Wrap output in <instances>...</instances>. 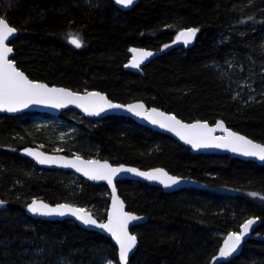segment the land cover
Instances as JSON below:
<instances>
[{
	"label": "trees",
	"instance_id": "16d2710c",
	"mask_svg": "<svg viewBox=\"0 0 264 264\" xmlns=\"http://www.w3.org/2000/svg\"><path fill=\"white\" fill-rule=\"evenodd\" d=\"M0 18L18 29L13 60L33 80L102 91L120 103L143 101L186 122L223 121L264 144V0H140L127 11L112 0H0ZM187 28L198 30L194 44L174 47ZM77 34L80 48L68 42ZM133 47L161 54L140 74L126 71ZM231 58L241 63L242 77H255L253 90L214 67L228 69ZM235 71L234 77L240 75ZM38 116L52 118L0 114V264H120L110 238L70 220L27 215L29 203L43 199L94 206L91 213L104 220L110 201L107 186L41 169L20 155L44 141L47 133L34 124ZM76 126L64 143L66 155L161 167L203 185L166 193L140 182L117 184L128 210L147 218L132 229L139 246L129 264H211L225 236L252 217L260 219L256 234L264 236V165L193 154L173 138L116 115H80ZM53 146L43 149L55 153ZM225 264H264V240H248Z\"/></svg>",
	"mask_w": 264,
	"mask_h": 264
},
{
	"label": "snow or ice",
	"instance_id": "6c2138e0",
	"mask_svg": "<svg viewBox=\"0 0 264 264\" xmlns=\"http://www.w3.org/2000/svg\"><path fill=\"white\" fill-rule=\"evenodd\" d=\"M115 3L127 8L134 3V0H115ZM15 31L14 26L9 25L5 19L0 18V111L16 112L21 108H26L29 104L43 103L51 104L52 107H62L66 103H75L77 100L84 99L63 88H49L43 83L33 82L23 72L17 70L14 63L9 60V54L13 49L5 43ZM197 31V29L181 31L178 39L183 37L184 43L187 44L195 36ZM68 42L76 48H80L83 45V40L78 34L70 35ZM131 51L138 52L141 58L139 61L134 62L131 65L132 67H139V63L142 62L143 58L152 55L151 52L143 50L132 49ZM89 95L104 100V97L100 96L99 93H90ZM79 106L84 107L85 112L89 115H98L100 111H103V107L93 111L84 105ZM107 106L113 108L120 107L119 105L111 103H108ZM143 107L142 104L130 106L129 111H134L137 108L143 109ZM140 114V112H136V115ZM152 114L163 117V120L167 121V123H164L153 119L152 123H159L160 127H167L169 131H176V134L185 143L191 144L193 148L224 147L234 152L239 151L245 156H255L260 160H264V146L255 144L242 136L229 132L230 140L226 137H211L210 134L216 131V128H209L206 123L182 124L175 116H164L163 113L157 112L156 109L151 110L150 115ZM217 128L225 130L222 122L217 124ZM28 154L35 156L40 163H46L50 160L48 157L41 158L42 154L34 153L31 150H29ZM76 159L79 160L80 158L77 157ZM81 163L83 162L81 161ZM64 166L76 167V164L72 161H66ZM76 170L83 171L84 175L89 179L106 180L110 185L113 183V177L118 172H133L136 175L144 176L150 180L163 176L166 177V180H160V182L165 187L179 183L175 177L168 176L166 172L159 169L155 172L145 173L139 172L136 169L111 168L107 164L101 165L95 161H88L85 167H76ZM113 192H115L114 188ZM118 204L119 206H117ZM29 211L43 216H63L66 213H70L84 224L95 225L106 230L111 233L119 245V259L121 264H126L128 254L136 244V237L130 235L128 232V224L130 221L139 219V217L125 213L122 203H119L115 198L113 212L110 214L107 223H97L83 208H74L68 205L50 207L43 202L33 201L29 207ZM254 223V219H249L242 225V231L239 234H230L227 237L224 247L220 249V257H227L235 251L242 236L249 231ZM108 264H111V262H108Z\"/></svg>",
	"mask_w": 264,
	"mask_h": 264
},
{
	"label": "water",
	"instance_id": "95a60500",
	"mask_svg": "<svg viewBox=\"0 0 264 264\" xmlns=\"http://www.w3.org/2000/svg\"><path fill=\"white\" fill-rule=\"evenodd\" d=\"M114 5L122 11H127L132 9L134 6H136L140 0H134V3L127 7L124 8L121 5H118L115 3V0H112ZM6 20V19H5ZM7 23H9L6 20ZM9 25H11L9 23ZM12 26V25H11ZM15 28V27H14ZM16 31L8 38V40L5 42L7 46L11 47L13 49V51L9 54V60H11L15 67L17 68V70L23 72L27 77L28 75L20 68H18L16 62L13 60V57L15 56V51H14V47L12 45V42L17 38L18 36V29L15 28ZM190 30V28L184 29L182 31H188ZM179 36V34H178ZM178 36L176 37L175 41H174V47L178 48V47H191L196 39V34L195 36L191 39V41L187 44L184 43V38L180 37L178 39ZM132 49H136V50H143V51H148L151 52L152 55L148 56L146 58H143L142 62L139 63V67H132L131 65L134 62L139 61L141 58L138 55V52H133L131 51ZM161 54V52L159 50H152V49H146V48H141V47H133L129 50V61L128 63L125 65V70L126 71H130V72H134V73H138L140 74L142 72V68H144V66H146L149 62H151L152 60H154L157 56H159ZM31 81L33 82H39V83H43L45 85H47L49 88H63L65 90L71 91L73 92L75 95L79 96V97H83L84 99L82 100H77L75 103H66L65 106L62 107H52L51 104H47V103H43V104H29L26 108H21L20 110L16 111V112H8V111H0V114L3 115H7L10 117H14L17 115H21L24 113H45L54 117H58L61 115L62 112L64 111H68V110H74L79 112L82 116L88 118V119H94V120H101L107 116L110 115H116V116H120V117H124V118H128L133 120L134 122H136L137 124L149 128L155 132H159L161 134L167 135L171 138H173L174 140H176L178 143H180L181 145L187 147L188 149L191 150V152L193 154H216V155H228L232 158H238L240 160L243 161H252L255 162L259 165H264V160H260L258 157L255 156H245L243 155L241 152L239 151H231L228 148H216V147H207V148H193L191 144L189 143H185L184 140H182L180 138V136H178L176 134V131H169L167 127H160L159 123H152V120H158L164 123H167V121L163 120V117L160 116H156L154 114H151V110L152 109H156L157 112L163 113L164 116H175L176 119H178L182 124H194V123H206L208 125L209 128H216V131L212 132L210 134L211 137H226L229 140L231 139V137H229V132L234 133L238 136H242L247 140H251L253 143L255 144H259L264 146V144L259 143L257 141H254L253 139L247 137L246 135H243L237 131H234L230 128H228L226 126V124L223 121H218L214 124H210L206 121H202V120H197V121H193V122H186L181 120L180 118H178L176 115H174L173 113L164 111L160 108H156V107H147L145 105L144 102L142 101H133V102H129V103H120V102H116L112 99H110L108 97V95L102 91H97V90H90V91H83V92H79V91H75L72 90L70 88H66L63 86H56V85H49L45 82L42 81H38V80H33L30 77H28ZM90 93H99L100 96L104 97V100H100L99 97H94V96H90ZM111 103L114 105H119L120 107L118 108H113V107H108L107 104ZM142 104L144 107L143 109H135L134 111H129L130 106H135V105H140ZM79 105H84L85 107H88L90 110H98L100 107H103V111H100L98 115H89L87 112H85L84 107H81ZM140 112V115H136V112ZM223 123V127L225 130H222L220 128H217V124L218 123ZM29 150H31L34 153H40L42 154L41 158L44 157H48L50 158L49 162L46 163H40L39 160L33 156V155H29L28 152ZM20 155L22 157H25L27 159H29L30 161H32L33 163H35L37 165V167L41 168V169H54V170H59V171H63V172H70L78 177L83 178L86 182L94 184V185H105L107 186L109 193H110V201H109V206H108V210H107V215L105 220H99L97 219L91 212L86 211L88 214L91 215L92 218H94L97 223H107L108 222V218L110 216V214L113 212V203H114V198L119 202L122 203L123 205V211L125 213L134 215L136 217H139V219L137 220H133L130 221L128 224V232L130 235H134L136 237V244L135 246L132 248V250L129 252L128 257H127V261L126 264H129L130 258L132 257V255L136 252V250L138 249L139 246V239L138 236L132 231V229L140 224H143L147 221V218L141 215H138L134 212H131L128 210L127 205L124 201V199L120 196L119 190H118V186L117 184L121 181H131V182H140V183H145L148 184L150 186H156V187H160L162 188L166 193H172L175 191H178L180 189L183 188H196L199 189L201 188L203 185L201 183H199L198 181L194 180V179H190V178H186V177H179V176H174L172 175L170 172H168L166 169L161 168V167H155V168H149V169H143L134 165H127V164H112L110 161L108 160H102V159H96V158H85L83 156L80 155H66L64 153H51V152H47L45 151L43 148L39 147V146H27L24 147L20 150ZM79 157L80 159L77 160L76 158ZM66 161H72L76 164V167H80L83 168L85 167V165H87L88 161H95L98 162L99 164L103 165V164H107L109 167L111 168H125V169H136L139 172H145V173H151V172H155L156 170H163L164 172H166L168 174V176H172L175 177L179 183L171 185L170 187H165L163 183L160 182V180H166V177H159L158 179H146L144 176H139L136 175L133 172H118L115 174V176L113 177V183L110 185L108 184V182L106 180H93V179H89L87 176L84 175L83 171H77L76 167H66L64 166ZM81 161L83 163H81ZM113 188L115 189V192H113ZM33 201H38V202H43L44 204L49 205L50 207H58L59 205H68L74 208H81L79 206L73 205L71 203H67V202H62V203H56V204H51L48 203L46 201H44L43 199H35ZM33 201L31 203H29L28 207H27V215L32 217L33 219H40V220H48V221H62V220H70L73 221L75 223H77L78 226H80L81 228L88 230V231H95L98 232L104 236H106L107 238H110L112 243L116 246L117 248V252H118V261L121 264V261L119 259V245L117 244L116 240L113 238V236L111 235V233L107 232L106 230L96 227L95 225H91V224H84L81 220H79L76 216L70 214V213H66L63 216H59V215H51V216H43V215H39L34 214L32 212L29 211V207L32 205ZM119 206V204L117 205ZM249 219H254L255 223L251 226V228L249 229V231L244 234L239 242V244L236 246L235 251H233L229 256L227 257H220V249L224 247L225 242L227 240V237L230 234L236 233L239 234L242 231V225L247 221H245L241 226L238 232H231L228 235L225 236V238L223 239L222 245L217 253V255L212 259L211 264H225L228 263L230 260H232L233 258L239 256L242 253L244 244L250 240V239H256V240H264V236H259L258 234H256L257 228L260 225V219L256 218V217H252ZM248 219V220H249Z\"/></svg>",
	"mask_w": 264,
	"mask_h": 264
},
{
	"label": "rangeland",
	"instance_id": "374dc122",
	"mask_svg": "<svg viewBox=\"0 0 264 264\" xmlns=\"http://www.w3.org/2000/svg\"><path fill=\"white\" fill-rule=\"evenodd\" d=\"M214 67L216 68L217 71H219L221 75L232 76L240 87H245L248 90H253V85H254L253 83L255 81V77L253 78L242 77L241 72L243 68L240 62H235L231 58L226 63V67H229L228 69H226L225 66L219 64H215ZM235 69H237L240 74L236 77L233 76L234 75L233 73L236 72ZM250 99H253V97H251ZM80 115L81 114L79 112L74 111L72 113L65 115V117H67L68 119L59 118V117L50 118L44 116L35 117L34 124L37 130L47 133L45 135L44 141L42 140V142H39L37 146L44 148L47 145V143L53 144L54 145L52 147L53 152L62 153V151L64 150L63 149L64 143H66V141L76 132L77 129L76 122L80 120ZM75 154L79 155L76 152ZM80 207L89 212L96 211V208L94 206L84 205Z\"/></svg>",
	"mask_w": 264,
	"mask_h": 264
},
{
	"label": "bare ground",
	"instance_id": "6f19581e",
	"mask_svg": "<svg viewBox=\"0 0 264 264\" xmlns=\"http://www.w3.org/2000/svg\"><path fill=\"white\" fill-rule=\"evenodd\" d=\"M150 63V62H149ZM143 102V101H142ZM146 105V104H145ZM147 106V105H146ZM148 107V106H147ZM43 134V133H42ZM172 175H174V174H172ZM175 176V175H174ZM97 201V200H96ZM102 206V205H101Z\"/></svg>",
	"mask_w": 264,
	"mask_h": 264
}]
</instances>
